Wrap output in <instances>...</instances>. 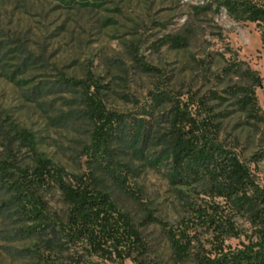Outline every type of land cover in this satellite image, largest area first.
I'll use <instances>...</instances> for the list:
<instances>
[{
  "label": "rangeland",
  "instance_id": "374dc122",
  "mask_svg": "<svg viewBox=\"0 0 264 264\" xmlns=\"http://www.w3.org/2000/svg\"><path fill=\"white\" fill-rule=\"evenodd\" d=\"M214 7L213 0H99L85 6L0 0V173L7 166L16 178L19 168L32 169L41 154L69 174L93 170L149 242L150 264H176L162 229L142 225L148 213L173 225L183 215L164 169L147 161L158 153L157 129L166 124L173 102L208 97L223 115L220 140L236 147L264 189V159L251 161L264 150V122L249 119L233 100L214 97H229L230 87L250 83L237 69H227L238 61L259 73L255 92L264 115V46L254 23L237 22ZM176 36L183 46L173 43ZM63 77L98 83L107 110L121 116L111 153L126 188L106 164L92 160L93 124L84 113L83 88ZM38 195L50 213L64 218L67 205L56 187L50 184ZM238 222L247 235L226 239L227 246L248 241L249 225ZM50 225L35 227L0 190V264H134L77 254L74 246L53 250L51 242L62 240ZM210 237L200 235L207 248Z\"/></svg>",
  "mask_w": 264,
  "mask_h": 264
},
{
  "label": "trees",
  "instance_id": "16d2710c",
  "mask_svg": "<svg viewBox=\"0 0 264 264\" xmlns=\"http://www.w3.org/2000/svg\"><path fill=\"white\" fill-rule=\"evenodd\" d=\"M57 1L85 6L95 5L99 0ZM213 4L215 11L224 9L237 22L254 23L264 46V0H213ZM172 41L176 46L185 44L179 36ZM229 66L228 70L237 69L250 83L230 87L229 97H214L233 100L249 119L263 123L264 115L255 92L260 85L259 73L249 66L243 69L238 61ZM63 80L68 85L83 88L84 113L93 124L89 146L92 160L106 164L108 172L126 188L125 177L121 176L111 153L113 135L121 124V116L107 110L98 93V83L90 84L71 77H63ZM190 98L173 102L169 108L166 124L157 129L158 153L148 158L141 150L149 164L164 169L183 215L173 225L148 213L142 225L156 224L162 229L176 264H264V189L236 147L220 140L222 123L219 117L223 115L215 111L208 97ZM136 137L135 145L140 138ZM147 140L144 137L143 144ZM262 159L264 150L251 157L253 162ZM129 169H132L130 165ZM18 170V176L13 178L9 177L8 167H3L0 190L9 195L13 210L31 220L35 227L51 224L52 231L62 240V243L51 242L53 250L61 244L66 250L74 246L77 247L75 253L103 261L150 264L149 242L133 218L117 207L96 172L69 174L42 154L37 155L32 169ZM50 184L60 191L67 205L64 218L50 213L42 196L38 195L40 189ZM190 191L200 202L192 198ZM239 219L249 225L248 241L237 247L227 246L226 239L247 235L248 229H244ZM203 232L211 234L207 241L209 248L200 239Z\"/></svg>",
  "mask_w": 264,
  "mask_h": 264
}]
</instances>
